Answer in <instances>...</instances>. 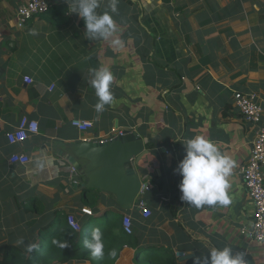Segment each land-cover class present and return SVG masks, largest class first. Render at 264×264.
I'll list each match as a JSON object with an SVG mask.
<instances>
[{
	"label": "crops",
	"instance_id": "1",
	"mask_svg": "<svg viewBox=\"0 0 264 264\" xmlns=\"http://www.w3.org/2000/svg\"><path fill=\"white\" fill-rule=\"evenodd\" d=\"M21 1L0 0V243L26 237L40 216L57 210L81 223L129 213L135 241L117 264H139L143 251L168 264H195L197 257L203 264L213 248L225 246L244 253L247 264H264V243L243 232L253 227L255 205L240 169L256 126L244 121L234 100L237 91L254 92L264 109V0H119L118 31L108 39L90 36L83 19L68 13L67 0H49L48 12L20 27ZM99 2V12L109 10L110 0ZM117 37L122 47L112 43ZM102 65L114 75V99L97 113L89 81ZM24 117L37 121L39 132L12 145L6 133ZM73 119L94 127L80 131ZM115 129L137 131L148 150L137 172L149 189L128 210L111 192L72 186L74 167L62 153L66 143L103 140ZM197 135L235 161L229 205L197 207L181 199L177 169L185 142ZM13 153L31 161L12 164Z\"/></svg>",
	"mask_w": 264,
	"mask_h": 264
},
{
	"label": "clouds",
	"instance_id": "2",
	"mask_svg": "<svg viewBox=\"0 0 264 264\" xmlns=\"http://www.w3.org/2000/svg\"><path fill=\"white\" fill-rule=\"evenodd\" d=\"M69 3L68 13L76 14L85 23L87 33L90 36L97 34L104 39H108L117 33L118 25L114 16L118 15L119 0H110L109 10L102 13L99 0H67ZM114 45L123 46V43L117 37L112 42ZM114 75L110 68L102 65L99 68L92 69L90 85L95 89V95L98 102L95 104V111L102 113L107 105H110L114 99L111 85ZM186 155L180 162L177 171L183 179L179 185L183 193L181 199L195 205H222L231 203L229 190V176L235 166V161L228 155L223 154L215 142L210 138L201 135L194 136L185 142ZM24 245L23 238L17 241ZM27 251H39V245L28 243L25 245ZM85 248L91 251L95 257H100L104 253L103 233L99 228H94L90 239L84 241ZM63 247H67L64 244ZM195 264H201V258L197 257ZM203 264H247L244 253L233 252L230 247L222 249L213 248L207 257L203 258Z\"/></svg>",
	"mask_w": 264,
	"mask_h": 264
},
{
	"label": "built area",
	"instance_id": "3",
	"mask_svg": "<svg viewBox=\"0 0 264 264\" xmlns=\"http://www.w3.org/2000/svg\"><path fill=\"white\" fill-rule=\"evenodd\" d=\"M51 3L49 0H22L18 5L16 17L20 27H25L28 21L39 14L49 11ZM24 81L32 84L34 80L26 76ZM235 104L240 109L244 121L247 124L256 126V135L253 141V148L248 161L241 167L240 174L245 188L254 202L255 215L254 224L251 229H244V233L253 241L264 243V109L260 103L259 97L254 92H240L234 94ZM72 125L80 131H88L94 127V122L85 119H73ZM3 119L0 117V131ZM39 132V123L27 117L22 118L16 129L8 131L6 138L12 145H17L29 139L31 135ZM124 132L115 129L113 133L103 140H108ZM12 164L25 165L31 161L28 154L13 153L9 159ZM75 168L73 169V171ZM149 186L143 183L140 191L142 196ZM140 196V197H141ZM139 207L144 217H150L151 209L147 206L144 199L139 198ZM82 212L87 215H93V210L89 207H83ZM69 225L76 231L82 230V224L77 217L70 213L68 215ZM123 228L126 233L131 234L134 231L133 217L129 213L123 215Z\"/></svg>",
	"mask_w": 264,
	"mask_h": 264
},
{
	"label": "trees",
	"instance_id": "4",
	"mask_svg": "<svg viewBox=\"0 0 264 264\" xmlns=\"http://www.w3.org/2000/svg\"><path fill=\"white\" fill-rule=\"evenodd\" d=\"M83 196L86 204L87 194ZM34 212L39 213L38 208L34 209ZM68 215L69 213L65 211L57 210L51 218L40 216L30 231L25 235L22 233L26 236H21L25 241L24 245L18 244V240L0 243V264H66L72 262L117 264L123 248L132 245L135 241L133 233L128 234L123 228V214L104 215L106 217L102 223L96 224L98 222H95L91 227H87L89 221H84L81 223V231H76L69 225ZM94 228H99L103 233L105 247L100 257L93 256L91 251L84 246V241L90 239ZM87 229L88 232L85 234ZM28 243L38 244L39 251H27L25 245ZM64 244H67V247H63ZM137 261L140 262V257ZM142 264H168V260L163 256L146 255L143 257Z\"/></svg>",
	"mask_w": 264,
	"mask_h": 264
},
{
	"label": "water",
	"instance_id": "5",
	"mask_svg": "<svg viewBox=\"0 0 264 264\" xmlns=\"http://www.w3.org/2000/svg\"><path fill=\"white\" fill-rule=\"evenodd\" d=\"M108 140L83 139L66 143L64 157L75 168L71 185L115 194L118 204L132 209L140 195L143 180L137 166L148 152L137 131L124 130ZM143 251L137 250V254Z\"/></svg>",
	"mask_w": 264,
	"mask_h": 264
},
{
	"label": "rangeland",
	"instance_id": "6",
	"mask_svg": "<svg viewBox=\"0 0 264 264\" xmlns=\"http://www.w3.org/2000/svg\"><path fill=\"white\" fill-rule=\"evenodd\" d=\"M110 216H113V215H110ZM103 219V220H102ZM104 221V217H100V218H96V217H94V218H91L90 220H89V223H88V225H87V227H91V226H93V223H95V222H98V223H96V224H100V223H102ZM87 232H88V229H87V231L85 232V234H87ZM142 252V251H141ZM147 253L146 252H144L143 251V253L142 254H140L141 256H140V262H139V264H142L143 263V257H145V255H146Z\"/></svg>",
	"mask_w": 264,
	"mask_h": 264
},
{
	"label": "bare ground",
	"instance_id": "7",
	"mask_svg": "<svg viewBox=\"0 0 264 264\" xmlns=\"http://www.w3.org/2000/svg\"><path fill=\"white\" fill-rule=\"evenodd\" d=\"M144 197V196H143Z\"/></svg>",
	"mask_w": 264,
	"mask_h": 264
}]
</instances>
